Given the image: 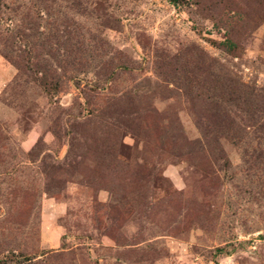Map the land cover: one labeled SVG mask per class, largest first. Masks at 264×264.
<instances>
[{
    "label": "rangeland",
    "instance_id": "374dc122",
    "mask_svg": "<svg viewBox=\"0 0 264 264\" xmlns=\"http://www.w3.org/2000/svg\"><path fill=\"white\" fill-rule=\"evenodd\" d=\"M0 264H264V0H0Z\"/></svg>",
    "mask_w": 264,
    "mask_h": 264
}]
</instances>
